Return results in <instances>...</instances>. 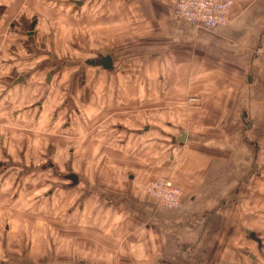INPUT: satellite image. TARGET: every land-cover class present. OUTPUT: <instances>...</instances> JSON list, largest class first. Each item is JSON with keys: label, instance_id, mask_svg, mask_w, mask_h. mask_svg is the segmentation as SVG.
<instances>
[{"label": "crops", "instance_id": "1", "mask_svg": "<svg viewBox=\"0 0 264 264\" xmlns=\"http://www.w3.org/2000/svg\"><path fill=\"white\" fill-rule=\"evenodd\" d=\"M71 1L75 4V0ZM172 3L173 0H114L113 6L105 3L96 14L88 17L85 9L83 21L86 25L83 24L82 40L78 39L82 44L76 42L74 47L63 43L71 39L69 33L63 42L57 39L59 31L51 44L42 45L44 35L37 26L41 8L22 6L19 0H11L8 4L0 2V191L5 189L3 183L11 176L12 169H15L13 173L18 176L19 185L27 174L35 177L46 170L50 171L51 179L56 180L70 181L68 176L74 174L75 183H53V188L61 185L78 193L84 211L93 203L92 213L87 214H93L94 218L109 219V215L103 216V205H106L105 211L108 214L113 212L121 233L133 237L135 230L144 225L147 243L140 242V245L150 253L147 254L150 260H157L159 254L165 261H181L178 264H264L262 158H253L257 167L252 175L249 152L247 158L218 157L209 153L200 156L197 145L196 148L188 146L189 137L184 131V142L180 140L182 135L171 137L168 142V145H178V155L175 152L158 158H140V154L146 151L140 152L138 145L131 144L130 138L136 135L134 138L138 139L140 132L136 131L138 129L130 132L116 119L122 115V110L108 109L107 106L84 109L75 106V71L69 75L67 72L81 70L84 76L81 83L85 85L90 81L87 77L89 69L110 71L99 61L103 56L111 57L112 69L116 66L123 68L129 61L137 63L140 29L147 19L153 21V27L160 26L162 32H170L174 37H171L173 40L165 57L167 61L163 62L166 69L171 70L176 61L180 75L187 71L188 60L194 63L195 53L204 54V48L208 47L218 52L213 44L219 48V36L205 37L208 41H203L210 45H195L198 49L195 52L187 48L188 44L195 42L190 36H202L217 28L197 29L172 18ZM128 14L134 20V26L129 34L123 35L120 31L122 21L128 18ZM252 17L260 20L259 26L243 29L241 21L249 23ZM229 19L227 32L235 41L233 47L238 46L236 40L247 32L258 31L254 54L247 58L249 62L262 64L264 69V0H231ZM74 39L75 36L70 41ZM75 50L81 52L83 58L64 56L65 52L71 55ZM48 74L51 76L49 82ZM247 76H250V82ZM257 80L259 87H264V73ZM253 81V77L247 74L246 82L251 84ZM60 86H66V93H59ZM82 96L93 100L90 94ZM103 100L112 101L109 95ZM218 100L220 107L224 98ZM260 101L264 107V88L260 92ZM223 109L220 108L219 113L217 109L216 113L223 116ZM134 110L137 113L138 109ZM150 127L143 126L144 133L149 132ZM124 132L128 135L122 140L120 136ZM247 143L260 151L263 148L261 141L259 146L256 141ZM187 149L196 150L195 156L194 153L191 155L192 151L187 154ZM147 164L159 165L157 175L175 170L182 188L178 209L159 207L144 195V184L154 177L144 173ZM22 168H25V176L17 174ZM51 193L48 191L44 197ZM144 220L147 224L143 223ZM250 233L258 238L259 243Z\"/></svg>", "mask_w": 264, "mask_h": 264}, {"label": "rangeland", "instance_id": "2", "mask_svg": "<svg viewBox=\"0 0 264 264\" xmlns=\"http://www.w3.org/2000/svg\"><path fill=\"white\" fill-rule=\"evenodd\" d=\"M19 1L22 2V6L34 9L36 5V8H41L42 15L37 20V26L44 35L42 45L51 44L52 38L59 31L61 38L58 35L57 39L62 42L68 33L71 34L70 40L75 36L74 41L63 42L74 47L76 42H80L78 39L82 40L85 28L83 24L86 25L83 21L84 10H87L85 14L88 17L96 14L105 3L107 6L110 3L114 5V0H75L81 2L80 5L74 4L71 0ZM174 1L170 5L172 18H174ZM0 2L8 4L11 0ZM127 17L122 21L120 31L123 35L129 34L130 28L134 26L131 16L128 14ZM251 19L253 20L249 23L241 21L244 24L243 29L250 30L259 26L260 20L257 17ZM228 24L218 27L216 31H208L202 36H197L198 34H195L196 37L190 36L195 38V42L191 45L187 43V48L192 52L198 50L195 45L199 47H202L203 43L210 45L209 42H204L207 40L204 39L205 37L219 36V48L215 43L213 44L219 53L209 47L204 48V54L195 53L194 63L188 60L187 71L179 75V64L176 61L173 62L171 70L163 67V62L167 61L165 59L168 56L167 51L174 39L173 35L170 32L169 34L162 32L160 26L153 27V21L147 19L143 29H140L137 63L129 61L125 64L129 67L116 66L108 73L89 69L87 77L90 81L85 85L81 83L84 78L81 70L72 69L67 72L69 75L75 71L73 91L76 108L107 106L108 109L122 110V115L116 119L127 126L129 131L138 129L136 131L140 132L138 139L134 138L136 135L130 137L133 146L138 145L140 152L146 151L140 154V158L147 156L158 158L162 154L167 156L175 152V155H178V145L172 143L168 145V142L172 140L171 137H180L181 131H184L189 137L188 146L196 148L197 145L200 156L209 153L218 157L247 158L249 152L253 175L257 167L253 164V158L260 157L264 160V107H261L262 101H260V92L264 87H259L257 80L264 73V69L262 64L249 62L247 57L250 56L249 54H254L259 35L258 31L253 30L251 34L247 32L245 36L236 40L238 46L233 47L235 41L228 36L227 30L230 28ZM56 42L60 44V41L56 40ZM75 51L71 55L65 52L64 56L83 58L81 52ZM247 74L253 77V83L246 82ZM66 91V86H60L59 93ZM82 94H90L93 100H88ZM107 95L112 101L103 100ZM219 98H224V103L220 107ZM220 108H224L223 116L216 113L217 109H219L218 113L220 112ZM134 109H138L137 113ZM226 109L228 113L225 112ZM131 111L133 113H130ZM248 123H251V126H248ZM145 125L151 126L149 132L144 133ZM127 135L128 133L124 132L120 138L125 140ZM247 141H256L258 146L261 141L262 150L260 151L253 144H248ZM151 148H154V151H150ZM195 151L186 150L187 154L191 152L194 156ZM55 160L57 161L56 157ZM149 166L150 164L146 165L147 169L144 168V173L154 177L147 182L164 176L182 190L175 170H171L168 174L157 175L159 165ZM14 170L12 169L11 176L3 183L5 189L0 191V195L2 194L0 196V264H178L181 262L165 261L164 256L159 254L156 256L157 260L148 259L147 254L150 253L140 245V242L147 243V230L144 225L142 229L135 230L133 237L121 233L117 229L113 212L108 214L105 211L106 205H103V216L106 218L109 215V219L101 220L99 216L94 218L93 214H87L92 213L93 203L84 211L83 201L78 193L61 185L53 188V183L61 184L67 181L68 184L72 183L71 181L62 178L51 179L48 170L36 174L35 177L29 174L25 176V168H22L17 174L24 175L25 178L19 185ZM63 170L67 173L66 169ZM30 178L34 180L30 181ZM143 190L144 195L159 206ZM48 191L52 193L44 197ZM143 223L147 224V221L144 220Z\"/></svg>", "mask_w": 264, "mask_h": 264}, {"label": "built area", "instance_id": "3", "mask_svg": "<svg viewBox=\"0 0 264 264\" xmlns=\"http://www.w3.org/2000/svg\"><path fill=\"white\" fill-rule=\"evenodd\" d=\"M231 0H175L173 17L192 24L197 29L224 26L229 22ZM145 194L164 208L176 209L181 204L182 190L168 177L147 182ZM211 264H238L214 262Z\"/></svg>", "mask_w": 264, "mask_h": 264}, {"label": "water", "instance_id": "4", "mask_svg": "<svg viewBox=\"0 0 264 264\" xmlns=\"http://www.w3.org/2000/svg\"><path fill=\"white\" fill-rule=\"evenodd\" d=\"M77 5H80L81 2H75ZM101 62V65L103 66V68H105L106 70H111L113 68V65H112V59L109 55H106V56H103L100 60ZM50 74L47 75V82H49V79H50ZM247 80L248 82H250V76H247ZM182 134V137H181V142H184L185 140V133L184 132H181ZM69 180L72 182V183H75L77 181V178L74 174H70L68 176ZM250 236L253 238V240L257 241L259 243V240L257 237L254 236V234L250 233Z\"/></svg>", "mask_w": 264, "mask_h": 264}]
</instances>
